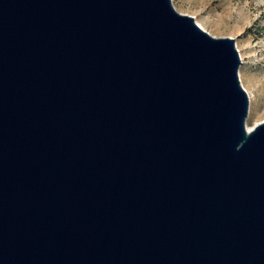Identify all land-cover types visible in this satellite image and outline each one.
Here are the masks:
<instances>
[{
	"label": "water",
	"instance_id": "95a60500",
	"mask_svg": "<svg viewBox=\"0 0 264 264\" xmlns=\"http://www.w3.org/2000/svg\"><path fill=\"white\" fill-rule=\"evenodd\" d=\"M242 61L173 0H0V264H264Z\"/></svg>",
	"mask_w": 264,
	"mask_h": 264
},
{
	"label": "rangeland",
	"instance_id": "374dc122",
	"mask_svg": "<svg viewBox=\"0 0 264 264\" xmlns=\"http://www.w3.org/2000/svg\"><path fill=\"white\" fill-rule=\"evenodd\" d=\"M217 36L231 35L242 56L240 76L251 97L247 123L264 120V0H173Z\"/></svg>",
	"mask_w": 264,
	"mask_h": 264
},
{
	"label": "bare ground",
	"instance_id": "6f19581e",
	"mask_svg": "<svg viewBox=\"0 0 264 264\" xmlns=\"http://www.w3.org/2000/svg\"><path fill=\"white\" fill-rule=\"evenodd\" d=\"M202 25H203V23L202 22H200ZM204 26V25H203ZM205 28V27H204ZM254 123L253 124H251V123H248V126H249V128L251 129L252 127H254Z\"/></svg>",
	"mask_w": 264,
	"mask_h": 264
}]
</instances>
